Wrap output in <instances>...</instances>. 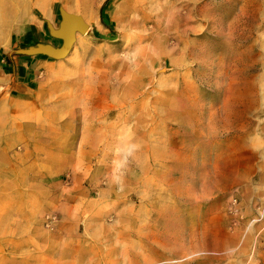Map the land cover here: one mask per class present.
Wrapping results in <instances>:
<instances>
[{"label":"rangeland","instance_id":"obj_1","mask_svg":"<svg viewBox=\"0 0 264 264\" xmlns=\"http://www.w3.org/2000/svg\"><path fill=\"white\" fill-rule=\"evenodd\" d=\"M2 3L5 48L49 8L45 43H62L60 10L88 30L49 58L34 107L6 101L0 194L17 199L0 209L37 245L61 228L94 246L67 264H264V0ZM156 218L166 239H144ZM10 247L3 264H22Z\"/></svg>","mask_w":264,"mask_h":264},{"label":"crops","instance_id":"obj_2","mask_svg":"<svg viewBox=\"0 0 264 264\" xmlns=\"http://www.w3.org/2000/svg\"><path fill=\"white\" fill-rule=\"evenodd\" d=\"M76 9L75 7L74 10ZM74 10H68V12L80 15L79 12ZM80 10L84 13L83 9ZM2 11L3 3L0 0V15ZM84 14L88 15L86 12ZM39 18L32 16L31 24L21 28L22 33L25 34L10 33L6 40V48L0 45V48L3 47L10 51L4 57L0 56V119L6 114L3 111L6 101H20L29 108L37 104L35 90L38 79L41 74L47 72L52 60L43 55H16L14 51L27 47L26 44L28 46L31 44H48L38 38V36L43 33L44 24L56 20L54 9L45 10L42 13L41 21ZM93 20L99 25L98 28L106 29L103 24L104 18L99 13H95ZM13 36H18L20 40H14ZM5 96H8V100L4 99ZM7 114L9 113L7 112ZM10 115L18 117L19 112L12 111ZM1 129L2 127H0V151L3 152L7 150V145L2 144L3 134ZM3 199L12 201L17 198L13 193H2L0 194V200ZM17 211L13 207L0 209V212H2L0 213V264H3L7 258L3 249L7 245L11 246V252H17L18 249H22V255L25 256L22 264H67L77 258H85L87 255L90 257L91 254H94V246H84L78 240L73 242L72 236H69L61 228L53 233L45 234L43 236V245H37L34 238L38 237V234L36 235L32 228L19 226V221L14 218ZM155 221L159 222L155 224L158 228L146 230L142 233V236L149 241H163V238L166 239L167 237L166 230L159 228L162 220L156 218ZM24 231H26V236ZM20 235H24L26 238L25 246L18 244ZM156 245L158 246L157 243ZM82 261L85 260L82 259Z\"/></svg>","mask_w":264,"mask_h":264},{"label":"water","instance_id":"obj_3","mask_svg":"<svg viewBox=\"0 0 264 264\" xmlns=\"http://www.w3.org/2000/svg\"><path fill=\"white\" fill-rule=\"evenodd\" d=\"M60 22L57 29H52L49 25V32L53 38L62 41L59 47L50 44H35L19 48L14 51L16 55L34 56L43 55L52 59H63L70 54L75 43L76 34H85L88 25L81 16L60 10Z\"/></svg>","mask_w":264,"mask_h":264},{"label":"bare ground","instance_id":"obj_4","mask_svg":"<svg viewBox=\"0 0 264 264\" xmlns=\"http://www.w3.org/2000/svg\"><path fill=\"white\" fill-rule=\"evenodd\" d=\"M88 30V29H87ZM87 30H86V32H87Z\"/></svg>","mask_w":264,"mask_h":264}]
</instances>
